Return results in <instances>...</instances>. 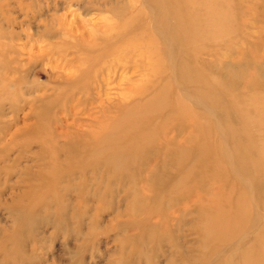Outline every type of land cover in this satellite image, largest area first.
<instances>
[{"label": "rangeland", "instance_id": "374dc122", "mask_svg": "<svg viewBox=\"0 0 264 264\" xmlns=\"http://www.w3.org/2000/svg\"><path fill=\"white\" fill-rule=\"evenodd\" d=\"M145 1L154 27L173 29L175 67L192 60L200 47L189 48L174 32L177 19ZM127 2L0 0V264H202L205 255L208 263L228 257L230 264H240L244 246L264 225L263 176L247 151L230 147L235 136L226 128V109L208 104L214 112L210 127L218 121L233 170L242 180L235 191L246 192L250 210L222 215L229 222L223 232L234 236L216 244L219 254L211 255L210 245L202 248L198 209L210 204V194L227 195L233 177L228 183L218 184L216 178L202 183L203 172L193 169L190 180L178 182L188 165L177 164L174 157H184L195 143L188 141V117L173 116L171 99L177 88L189 93L194 88L179 81L175 67L169 99L157 112L122 118L165 80L159 83V76L154 80L150 75L144 52L100 55L120 43L108 44L113 34L105 28L117 22L113 10ZM233 3L247 10L241 16L244 32L264 31V0ZM198 61L212 65L214 57L201 52ZM197 112L206 117L204 109ZM118 120H123L116 133L120 146L140 131H125L131 124L155 126V142L143 146L129 169L95 168L90 139L98 142ZM244 136L239 132L236 137L245 145ZM47 138L52 145L45 148ZM234 202L235 192L224 206Z\"/></svg>", "mask_w": 264, "mask_h": 264}, {"label": "bare ground", "instance_id": "6f19581e", "mask_svg": "<svg viewBox=\"0 0 264 264\" xmlns=\"http://www.w3.org/2000/svg\"><path fill=\"white\" fill-rule=\"evenodd\" d=\"M150 2L164 7L165 16L169 14L177 19L174 32L180 39H184L189 48L200 47L199 51L194 52L192 60H184L177 68L175 67L171 46L173 29L166 28L164 31H160L154 27L153 14L148 11L145 0H128L126 4L113 10L118 23L107 25L105 30H107V34H113V39L108 38V44L110 40L120 41V43L117 46L102 49L100 55L101 57L113 55V53L122 52V49H128L127 51L130 53L138 52L140 56L144 52L148 54L147 71L154 80L159 76L158 82L160 83L165 76L163 86L151 93L144 104L136 102L135 107L124 112L122 118L129 121L140 115L145 117L157 112L163 104L161 102L165 103L169 99V85L172 82L171 79L174 78V67L175 70L180 71L179 81L194 88L193 93L177 88L171 99L173 116L188 117L190 121L188 141L195 143L194 148L185 151L184 157L179 158L178 155H175L174 159L177 164L183 162L188 165L181 168L184 170L185 176L179 178V183L190 180L193 169L203 172L200 176L202 183L214 180V178L219 179L218 184L219 181L228 183L227 178L230 175L233 177L232 181L228 183L229 193L227 195L210 194L208 196L210 204L206 207L200 206L198 209L200 213L198 229L202 248L210 245L211 255H216L220 252L216 244L227 243L234 236V233L223 232L229 226V222L222 215L233 213V217L240 216L248 213L250 208L246 192L242 189L237 193L235 191L237 183L242 180L236 176L233 170L234 159L229 152V147L225 143L223 144L218 121L215 122L214 127H210L209 121L214 120V112L206 105H221L226 109L228 123H225L227 126L225 127L235 136L230 141V147L234 150L240 148L247 151L249 158L257 165L256 167L264 180V31L259 30L256 35L244 32L245 20L243 21L241 16L247 10L243 9L242 5H238L242 9L241 11L233 3V0H150ZM130 9L134 10L131 12ZM126 11L129 15L124 19ZM148 14L150 19L146 20L145 16ZM221 24L224 25V28ZM128 29L132 31L124 32ZM105 44L107 45L106 42ZM143 44L145 47L141 48ZM201 52L214 57L212 65L209 63L201 65L198 61ZM160 67L163 69L160 70ZM205 67H216L220 72L214 74ZM197 108L204 109L207 113L206 117L198 113ZM121 121L123 120H118L109 129L106 128L98 142L96 138L90 139V143L93 144L91 154L94 158L92 163L95 168L106 166L113 171L119 168L129 169L139 153L140 155L143 153V146L155 142V126L146 124L141 128V126L137 127L130 123L131 125L125 127V131H138L137 129L140 131L120 146L121 135L116 133L123 128ZM143 127L146 130L142 131ZM203 127L205 129L201 131ZM239 132L245 134L244 138L247 141L245 145L236 137ZM42 142L44 147H47L48 144L52 145L49 138ZM132 150L138 155H126ZM180 152L183 151H179L178 154ZM202 174H204L203 177ZM209 188L207 185L208 190ZM234 192V205L225 207L224 203L229 202ZM262 204L264 206V200ZM233 230L236 231V227ZM205 256L202 264H230L231 260L228 257L226 259L217 257L218 260L208 263L206 261L209 255ZM239 263L264 264V225L258 235L244 246Z\"/></svg>", "mask_w": 264, "mask_h": 264}]
</instances>
